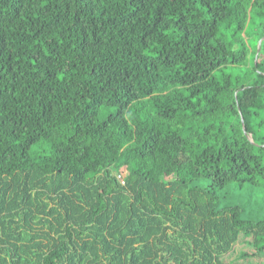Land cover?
<instances>
[{
  "label": "trees",
  "instance_id": "16d2710c",
  "mask_svg": "<svg viewBox=\"0 0 264 264\" xmlns=\"http://www.w3.org/2000/svg\"><path fill=\"white\" fill-rule=\"evenodd\" d=\"M255 18L258 40L264 0H0V264L263 252L216 197L264 183Z\"/></svg>",
  "mask_w": 264,
  "mask_h": 264
},
{
  "label": "rangeland",
  "instance_id": "374dc122",
  "mask_svg": "<svg viewBox=\"0 0 264 264\" xmlns=\"http://www.w3.org/2000/svg\"><path fill=\"white\" fill-rule=\"evenodd\" d=\"M259 20L255 21L247 28L245 41L250 50L258 45L257 35L259 32ZM123 174L126 171L122 168ZM191 186L198 188H208L210 181L208 180H194ZM216 197L218 199L219 208L239 207L241 218L244 220H264V183L260 182L258 185L244 184L242 187L231 184L222 189L216 190ZM243 234L240 233L238 239L232 250L224 258L227 264H264V251L256 253L248 244L243 243Z\"/></svg>",
  "mask_w": 264,
  "mask_h": 264
},
{
  "label": "water",
  "instance_id": "95a60500",
  "mask_svg": "<svg viewBox=\"0 0 264 264\" xmlns=\"http://www.w3.org/2000/svg\"><path fill=\"white\" fill-rule=\"evenodd\" d=\"M263 40H264V36H262V37L259 39V41H258L257 50H256V57H257V54H258V52H259V49H260V46H261V43H262ZM255 63H256V61H255ZM241 121H242V118H241ZM242 129H243V133L246 135V131H245L244 127H243ZM248 138L250 139V137H248ZM251 142H252V141H251Z\"/></svg>",
  "mask_w": 264,
  "mask_h": 264
},
{
  "label": "built area",
  "instance_id": "2783aa9c",
  "mask_svg": "<svg viewBox=\"0 0 264 264\" xmlns=\"http://www.w3.org/2000/svg\"><path fill=\"white\" fill-rule=\"evenodd\" d=\"M118 178L122 181L123 177L122 176H118ZM123 182V181H122Z\"/></svg>",
  "mask_w": 264,
  "mask_h": 264
}]
</instances>
